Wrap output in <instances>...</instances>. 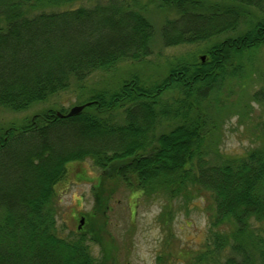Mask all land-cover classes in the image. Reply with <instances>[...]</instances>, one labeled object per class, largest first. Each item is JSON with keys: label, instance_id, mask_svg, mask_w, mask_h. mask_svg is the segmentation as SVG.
<instances>
[{"label": "trees", "instance_id": "trees-1", "mask_svg": "<svg viewBox=\"0 0 264 264\" xmlns=\"http://www.w3.org/2000/svg\"><path fill=\"white\" fill-rule=\"evenodd\" d=\"M158 1L176 12L162 24L163 43H206V58L178 59L151 83L132 74L114 89L87 88L94 72L153 54L146 13ZM263 47L264 0H0V109L26 111L73 84L77 103L91 102L76 115L49 107L0 129V264L113 261L115 242L104 246L109 179L163 199L164 228L175 200L207 201L206 237L186 264H264V129L259 146L225 154L212 123L228 74ZM87 159L100 170V215L68 229L56 186L71 162ZM102 242L100 262L92 248Z\"/></svg>", "mask_w": 264, "mask_h": 264}, {"label": "rangeland", "instance_id": "rangeland-1", "mask_svg": "<svg viewBox=\"0 0 264 264\" xmlns=\"http://www.w3.org/2000/svg\"><path fill=\"white\" fill-rule=\"evenodd\" d=\"M172 4H162L158 1L148 5L146 13L154 24L155 35L151 41L153 54L144 61L123 60L110 71H96L85 80L87 88L93 90L114 89L121 85L126 77L136 74L148 83L164 76L168 66L178 59L191 60L206 58V43L180 44L166 46L160 31L162 24L176 12ZM54 9V8H48ZM223 38V36L221 37ZM246 63L243 71L228 74L222 94L223 109L218 113L213 124L217 136L215 146L225 154L241 155L253 147L260 145V134L264 129V47L252 55L243 58ZM161 76V77H162ZM79 101L88 98V92L82 91ZM261 92V98L256 100L253 95ZM82 94V93H81ZM177 95V93H176ZM213 97V96H212ZM78 90L73 84L69 89L59 92L45 102L34 104L26 111L16 112L10 109H0V129L7 128L13 122L20 123L25 117L45 108L55 109L65 107L69 110L79 104ZM216 112L213 111V116ZM164 125L161 130L168 129ZM214 137V136H213ZM100 170L90 159L74 161L69 164L67 175L56 186V200L60 206V225L68 229L89 227L91 217H99L97 194L95 186L100 185ZM109 179L105 183V192L109 196L107 231L104 233V246L116 244L112 251L113 261L109 264H186L189 252L199 249L205 240L208 225L206 211L207 201L202 198L191 199L180 207H176L173 219L164 228L159 219H166L162 211L165 201L152 200L141 191L133 192L123 181ZM97 191V190H96ZM162 213V214H161ZM162 217V218H161ZM81 227V228H82ZM102 244L93 245V253L102 261L106 257V249ZM166 256V262L159 263V255Z\"/></svg>", "mask_w": 264, "mask_h": 264}, {"label": "water", "instance_id": "water-1", "mask_svg": "<svg viewBox=\"0 0 264 264\" xmlns=\"http://www.w3.org/2000/svg\"><path fill=\"white\" fill-rule=\"evenodd\" d=\"M90 104H91V102H85V103H82V104L73 105L66 114L61 113V112H58V115L59 116H72V115H76L79 112H81L87 105H90ZM84 220H85L84 217H82L81 220H80L79 228L82 227V225L84 223Z\"/></svg>", "mask_w": 264, "mask_h": 264}]
</instances>
